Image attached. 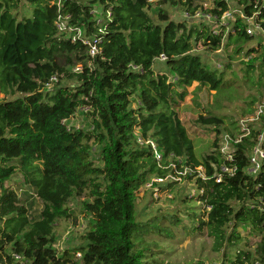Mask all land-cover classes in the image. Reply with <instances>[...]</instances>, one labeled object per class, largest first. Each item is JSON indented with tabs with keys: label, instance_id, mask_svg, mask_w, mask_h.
Here are the masks:
<instances>
[{
	"label": "trees",
	"instance_id": "obj_1",
	"mask_svg": "<svg viewBox=\"0 0 264 264\" xmlns=\"http://www.w3.org/2000/svg\"><path fill=\"white\" fill-rule=\"evenodd\" d=\"M232 1L213 0V8L204 9L217 19L233 11L230 30L220 25L215 33L202 19L198 25L173 21L163 8L186 7L193 17L190 0H0V264H14L13 254L29 264H149L133 235L146 237L160 228L137 221V196L147 181L171 172L168 159L180 172L187 170L195 190H203L192 196L201 206L197 227L206 229L213 251L221 252L220 264H264V211L246 205L264 199V176L242 171L258 127L250 134L248 124L249 135L233 145V162H226L219 143L224 134H241L238 121L229 130L223 117L198 115L195 126L213 135L211 151L198 159L178 115L192 83L216 95L225 78L203 62L198 44L212 53L231 45L241 51L255 38L246 32L248 18L258 11L254 0ZM95 4L102 8L99 16ZM61 21L80 29L82 38L72 42L59 32ZM256 21L264 30V8ZM83 38L100 41L95 57ZM243 54L250 58L241 63L244 73L258 70L262 81L264 44ZM161 55L167 71L156 73L153 63ZM260 99L249 102L244 116ZM84 107H90L92 128L68 129L63 120ZM136 131L155 144L160 163L149 144L138 143ZM222 164L237 171L216 183ZM197 167L205 179L197 177ZM16 174L43 204L37 219L6 185ZM81 198L79 214L90 221L80 243L58 253L54 224L75 217L68 203ZM250 236L258 239L251 246Z\"/></svg>",
	"mask_w": 264,
	"mask_h": 264
},
{
	"label": "rangeland",
	"instance_id": "obj_2",
	"mask_svg": "<svg viewBox=\"0 0 264 264\" xmlns=\"http://www.w3.org/2000/svg\"><path fill=\"white\" fill-rule=\"evenodd\" d=\"M182 2L186 3L187 0H182ZM190 2V7L196 10L195 13L201 14L204 13V9L213 8V0H190ZM163 8L168 10L173 21L188 20L190 23L198 25L201 20L195 15L189 17L184 9L186 7L173 8L166 4ZM31 11L30 8L29 16H31ZM93 12L99 16L103 11L101 6L95 4ZM148 14L151 15L152 12L149 10ZM228 20L225 19L222 23V26H226V33L230 30V25L227 24ZM214 25L212 23L208 26L218 33L219 25L216 27ZM263 40V37L258 36L243 44L241 51H236L234 45H231L226 50L223 49L215 53L206 51L201 43L198 44V52L202 54L203 62L211 69L219 68L224 71L225 77L216 95L215 91L206 87L198 88V83H192L187 88V95L178 108L179 118L193 141L194 152L198 159L211 151L210 142L213 137L212 133L195 126L194 119L198 115H208L211 112L213 115L223 117V126L231 130L233 121H238L239 125L245 118L243 112L247 109L249 102L264 97V88L260 87L264 82V75L260 81V71L244 73V65H241L242 62L250 59L245 58L244 50L251 47L257 48V45L261 44ZM225 41L226 39H224V43ZM227 63L230 64L229 70L224 69V65ZM153 70L156 73L158 71L166 72L164 61H155ZM170 79L172 81L171 76ZM261 92L263 95H260ZM91 123V116L78 110L66 124L70 128L90 130ZM135 133L137 138L139 133L138 131ZM97 156V152H95V161H98ZM168 161H170L168 169H171V172L163 179L155 178L147 181L138 193L137 221L142 223L149 220L152 225L160 228V231L146 237L136 236L134 233L133 241L136 243L137 249L145 247L144 262L149 264H220L221 252L213 251L212 240L206 235V229L199 230L197 227L201 206L197 204L195 198V200L192 199L191 191L195 189V182L190 181L185 172H180L170 159ZM6 185L17 193L20 202L26 206L29 217L37 219L43 209V204L36 197L34 189L24 184L20 174L14 175ZM83 199H73L68 203V208L75 212V217L72 215L70 218L58 220L54 224L56 237L54 247L58 253L80 243V237L84 234L90 221L89 216L79 214L80 201ZM242 234L246 236V233ZM247 240L250 246L258 241L256 236H250ZM144 242H147L148 245L143 244Z\"/></svg>",
	"mask_w": 264,
	"mask_h": 264
},
{
	"label": "built area",
	"instance_id": "obj_3",
	"mask_svg": "<svg viewBox=\"0 0 264 264\" xmlns=\"http://www.w3.org/2000/svg\"><path fill=\"white\" fill-rule=\"evenodd\" d=\"M147 1H148V3H154L155 0H147ZM253 8L255 10H258V11H255L253 13V15L250 16V18H248V20H247L248 21V27H247L246 32L250 36H255V37L259 36V37H263V39H264V30H263L262 26L260 25V23L256 21V16L258 15V12L262 8H264V0H254ZM232 15H233V11H227V12L223 13L219 19H217L215 16H212L209 13H201V14L195 13V17H199L198 19H202V21H204L208 24L213 23V24H215L214 25L215 27L218 25L219 26L223 25L222 23H224L223 20H225V19H229L227 21V24H228L229 21L233 17ZM107 16L109 17V13H107ZM57 28H58L59 32L67 33L68 38L72 42H75L79 38H82L81 30L75 29L71 26H68L65 23V21L58 22ZM82 42L85 45H87L88 54L90 57L93 58L100 52V48H99L100 41L99 40H97L95 38H92V39L83 38ZM262 43L264 44V40ZM165 59L166 58L163 55H161L158 58V60L162 61V62L165 61ZM80 70H81V67L76 66L73 71L79 72ZM78 110H81V111H84L85 113H87L88 111H90V107H84V108H80ZM69 119L63 120L62 123L66 124ZM248 124H250V134H251V130L253 127H258L259 133L255 136V139H253L254 144H253V146H251L250 151L247 154V165L244 167V169L242 171H243L244 175H246L247 177L256 178V177L260 176L261 174H263V176H264V97L255 103V105L253 107V112L250 115H246L245 118L242 119L241 122L239 123L240 126L238 125V127L240 129L241 134L238 136L235 135V137H233V138L228 134H224L221 137V141L219 143L218 150L221 154L224 155L226 162H233V155H234L233 154V152H234L233 145L240 143L242 138L249 135ZM66 126H67V124H66ZM67 128L71 129L68 126H67ZM75 129H78V128H75ZM137 141L140 144H143V143L145 145L149 144L151 146L153 152H154V156H155V159L157 160V162L160 163L162 161V157L159 154V152L156 150V146L152 141H145L144 142L139 137V135L137 137ZM195 170L197 172V177H200L201 179H205L204 169L202 167H197ZM236 171H237V167L235 165L229 166L227 164H222L219 167V173L215 177L216 183H221L224 175L227 177H233L236 174ZM183 172H185V174H186L187 170L185 169ZM158 180H160V179H158ZM256 188L258 189L259 187H256ZM196 193L203 194V190H195L194 189L191 191V194L193 196ZM246 205H248V208H250V209L257 208L259 210L264 211V199L261 197L257 198L256 201H250V204L247 203ZM236 206L239 207V205H236ZM205 210H206V213L209 212L211 210V206L206 205ZM79 256L80 255L77 254L78 258H79ZM13 259H14V262H13L14 264H29V263H27V261L24 259L23 256L18 255V254H13Z\"/></svg>",
	"mask_w": 264,
	"mask_h": 264
}]
</instances>
